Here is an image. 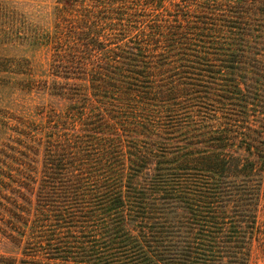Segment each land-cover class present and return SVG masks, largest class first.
<instances>
[{"label":"trees","instance_id":"trees-1","mask_svg":"<svg viewBox=\"0 0 264 264\" xmlns=\"http://www.w3.org/2000/svg\"><path fill=\"white\" fill-rule=\"evenodd\" d=\"M255 1L184 18L154 46L109 41L94 13V32L57 35L54 71L73 80L59 93L74 103L39 138L40 166L0 165V232L25 242L21 264H249L257 203L235 218L231 202L233 184L264 174Z\"/></svg>","mask_w":264,"mask_h":264},{"label":"rangeland","instance_id":"rangeland-1","mask_svg":"<svg viewBox=\"0 0 264 264\" xmlns=\"http://www.w3.org/2000/svg\"><path fill=\"white\" fill-rule=\"evenodd\" d=\"M228 2L0 0V165L4 166L3 161L15 162V158H21L28 162L35 159L34 163L40 166L45 144L39 138L44 136L46 142L48 132L56 130L53 126L60 120L53 113L65 114L74 103L59 93L69 90L67 82L73 80L64 78L63 72L54 71L58 34L69 32L68 27L94 32V28L86 27L85 21L94 13V18L100 20L99 34L110 37L109 41L128 36L126 40H133L130 44L139 47L141 40L148 38L150 46H154L155 40L164 43L169 34L181 30L178 23L185 22L184 18L196 24L212 21L208 18L213 14L211 10L216 12L213 15H220L221 10L226 12L223 4L227 7ZM251 6L256 10L254 16L263 17L262 1L256 0ZM233 185L237 188L231 202V208H236L232 212L235 218L241 217L244 208L241 204L257 203L256 228L254 233L248 232L252 242L248 261L264 264V174H254L249 180ZM239 187L242 192L254 191L253 197L239 192ZM24 244L13 242L0 232V255L17 258L19 264L26 258Z\"/></svg>","mask_w":264,"mask_h":264}]
</instances>
